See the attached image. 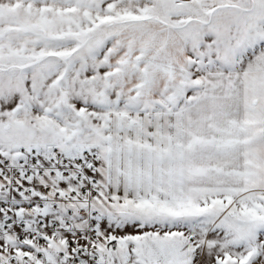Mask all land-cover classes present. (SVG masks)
<instances>
[{
	"label": "snow or ice",
	"instance_id": "6c2138e0",
	"mask_svg": "<svg viewBox=\"0 0 264 264\" xmlns=\"http://www.w3.org/2000/svg\"><path fill=\"white\" fill-rule=\"evenodd\" d=\"M0 264H264V0H0Z\"/></svg>",
	"mask_w": 264,
	"mask_h": 264
}]
</instances>
